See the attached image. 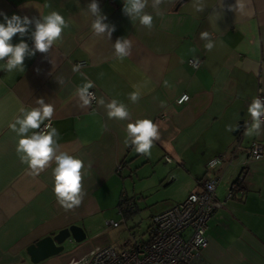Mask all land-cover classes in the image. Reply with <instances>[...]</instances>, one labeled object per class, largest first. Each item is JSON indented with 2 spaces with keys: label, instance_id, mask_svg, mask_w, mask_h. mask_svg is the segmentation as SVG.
<instances>
[{
  "label": "crops",
  "instance_id": "crops-1",
  "mask_svg": "<svg viewBox=\"0 0 264 264\" xmlns=\"http://www.w3.org/2000/svg\"><path fill=\"white\" fill-rule=\"evenodd\" d=\"M90 3L0 0V13L9 17H38L55 10L70 21L49 53L37 50L35 56L25 57L24 72H6L2 66L7 58L0 60V264H35L27 247L72 224L83 227L87 239L67 241L64 252L37 264H73L96 249L114 245L105 218L113 212L129 216L119 206L122 200L129 201L132 212L138 209L126 189V173L132 177L136 170L130 167L140 159L147 166L161 158L176 164L179 176L187 172L189 194L200 190L205 179L221 177L217 193L226 202L209 220V246L201 264H264V157L254 160L242 150L233 163L208 167L218 156L231 157L243 134V128L235 134L240 122L251 120L248 105L264 95V0H239V4L237 0H202L203 11L196 10L195 0H164L160 15L148 0L145 11L153 14L151 30L138 20L133 24L123 13L124 0H98L106 23L115 25L111 39L92 30ZM205 31L214 42L211 50L201 39ZM120 37L132 41L131 53L123 60L114 48ZM20 39L17 34L13 43ZM24 39L34 48L33 39ZM82 60L88 65L73 72ZM191 60L200 65L194 67ZM81 72L94 81L89 89L96 94L94 106L83 105L77 94L85 82ZM137 89L140 99L132 103L129 93ZM183 94H189L190 100L179 104ZM101 97L126 103L133 121L151 118L158 125L160 138L154 141L150 157L125 146L129 121L108 119L106 108L97 103ZM38 98L54 106L52 122L60 133L61 150L82 157L86 165L91 163L90 169L82 170V202L72 209H65L53 192L55 161L33 176L16 152L18 137L9 125L22 106L36 107ZM228 125L233 131L227 130ZM253 141L264 142V131L249 139L245 135L243 148ZM239 175L243 192L227 199ZM158 179L168 181V173ZM177 203H165L152 218ZM149 228L144 240L149 239Z\"/></svg>",
  "mask_w": 264,
  "mask_h": 264
},
{
  "label": "clouds",
  "instance_id": "clouds-1",
  "mask_svg": "<svg viewBox=\"0 0 264 264\" xmlns=\"http://www.w3.org/2000/svg\"><path fill=\"white\" fill-rule=\"evenodd\" d=\"M164 0H152L151 7L156 15H160L159 6ZM239 4V0H237ZM148 0H124L123 13L128 16L133 24L138 20L141 26L151 30L153 28V14L145 11ZM194 7L197 11H203L202 0H195ZM87 11L94 17L92 30L96 35L107 34L111 39L115 31V25L106 23L107 15L102 13L98 0H91L87 6ZM0 21V60L6 59V64L2 69L6 72L25 71V57L35 56L38 50L41 53H49L52 46L62 40V32L69 27V20L59 11H51L47 15L40 14L38 17H29L13 14L9 17L6 13ZM35 25L34 29L32 25ZM19 34L20 41L13 43V37ZM24 37L34 40V48H30ZM201 39L206 40L205 48L211 50L214 42L207 31L201 33ZM115 54L118 59L123 60L129 56L132 49V41L126 37L117 38L114 43ZM73 72H79V65H74ZM84 78L82 86L77 88V94L83 101V105H89L95 99L89 89L94 88V81L90 80L86 74L80 73ZM62 85L64 81L61 79ZM135 87V86H133ZM141 93L137 89L129 93V100L137 103ZM187 95L183 96L180 103L187 100ZM98 105L107 110L108 119L127 120L125 146H131L140 155L151 156V149L154 141L159 140L158 125L151 118L132 120L131 111L126 103L117 99L109 102L101 97L97 100ZM36 107L19 109L20 115L16 116L14 122L9 126L18 137L16 152L20 160L31 169V175L37 176L45 170L50 162L55 161V168L52 175L54 178L53 192L57 201L65 208L72 209L82 202L84 192L82 180L84 173L82 170L90 169L91 163L85 164L82 157L74 156L68 151L61 150L58 143L60 139L59 130L53 126L54 106L46 103L44 98L36 99ZM247 114L251 117V123L245 121V135H261L262 125H264V98L254 97L248 105ZM47 121V124H45ZM44 128L41 129V125ZM40 129L39 131H33ZM228 131H233V126H227Z\"/></svg>",
  "mask_w": 264,
  "mask_h": 264
},
{
  "label": "built area",
  "instance_id": "built-area-1",
  "mask_svg": "<svg viewBox=\"0 0 264 264\" xmlns=\"http://www.w3.org/2000/svg\"><path fill=\"white\" fill-rule=\"evenodd\" d=\"M191 63L194 67L200 65V61L196 60H191ZM77 65L83 68L88 65V62L82 60ZM90 92L95 96L90 103L94 106L96 94L94 90ZM185 95L188 99L180 103L179 101ZM260 97L264 98V95ZM189 100L190 95L183 94L177 102L184 104ZM43 128L44 125L41 129ZM244 137L243 132L230 158L224 155L218 156L208 163V167H219L225 162L231 164L242 150L246 151L248 158L254 160L263 158L264 145L259 141H253L250 146L243 148ZM220 182V176L205 179L200 190L191 192L184 201L154 215L148 240L137 238L135 234H132V239L128 240L122 249L107 245L94 250L87 258L73 264H201L203 252L209 246L207 237L209 220L226 202L218 198L217 189ZM242 189L243 178L238 182H232L227 199L232 198L235 193H241ZM118 225L119 223L115 221L107 222L108 227Z\"/></svg>",
  "mask_w": 264,
  "mask_h": 264
},
{
  "label": "rangeland",
  "instance_id": "rangeland-1",
  "mask_svg": "<svg viewBox=\"0 0 264 264\" xmlns=\"http://www.w3.org/2000/svg\"><path fill=\"white\" fill-rule=\"evenodd\" d=\"M142 162L143 160L140 159V161L130 167V171L131 169L136 170L132 177H129L130 172L127 171L125 176L126 189L132 198V202H134V206H137V211L127 217L121 212H113L103 222L112 238L113 246L118 249H122L125 243L132 239V234L141 239L147 237L148 228L152 223V215L156 210L168 202H182L189 194L190 184L187 183V172L185 171L179 176L178 173L181 169H178L176 164L170 165L162 158L153 164L147 163V166L142 164ZM166 172L169 176L168 181L161 180L160 182V179H158L159 175H165ZM171 179H174L173 183L164 187ZM153 190H156L154 195L150 192ZM157 201H159V204L152 206V203ZM108 221L118 222L120 226L108 227Z\"/></svg>",
  "mask_w": 264,
  "mask_h": 264
},
{
  "label": "water",
  "instance_id": "water-1",
  "mask_svg": "<svg viewBox=\"0 0 264 264\" xmlns=\"http://www.w3.org/2000/svg\"><path fill=\"white\" fill-rule=\"evenodd\" d=\"M251 123V120L248 122ZM243 128L245 133V122L241 121L236 130L237 134ZM87 239L85 229L77 224L59 230L55 234H50L34 242L27 247V254L32 263H39L47 258L61 254L66 249L67 241L81 243ZM18 264V263H17Z\"/></svg>",
  "mask_w": 264,
  "mask_h": 264
},
{
  "label": "trees",
  "instance_id": "trees-1",
  "mask_svg": "<svg viewBox=\"0 0 264 264\" xmlns=\"http://www.w3.org/2000/svg\"><path fill=\"white\" fill-rule=\"evenodd\" d=\"M242 176L241 175H239L237 178H235L234 180H233V182L235 183V182H238L240 179L242 180ZM244 183V182H243ZM242 192H243V189H242ZM236 194V193H235ZM234 194V195H235ZM233 195V196H234ZM129 205H130V203H129V201H127V199L126 200H122L121 202H120V207H121V209L122 210H124V214L125 215H131L133 212H132V210H129Z\"/></svg>",
  "mask_w": 264,
  "mask_h": 264
}]
</instances>
